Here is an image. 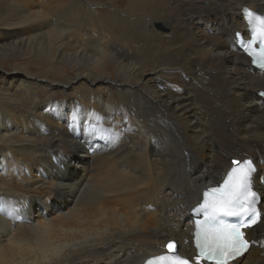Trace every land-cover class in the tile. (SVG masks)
<instances>
[{
    "label": "bare ground",
    "instance_id": "1",
    "mask_svg": "<svg viewBox=\"0 0 264 264\" xmlns=\"http://www.w3.org/2000/svg\"><path fill=\"white\" fill-rule=\"evenodd\" d=\"M244 5L264 13V0H0V197L17 217L0 213V264H139L170 240L192 257L189 209L234 159L254 163L264 196V72L233 37ZM89 151L64 175V153ZM247 233L264 239V219ZM239 264H264V246Z\"/></svg>",
    "mask_w": 264,
    "mask_h": 264
},
{
    "label": "snow or ice",
    "instance_id": "2",
    "mask_svg": "<svg viewBox=\"0 0 264 264\" xmlns=\"http://www.w3.org/2000/svg\"><path fill=\"white\" fill-rule=\"evenodd\" d=\"M245 19L251 27V39H241L237 33V42L252 57V63L264 71V15H255L244 9ZM259 43V50L253 47ZM259 96L264 97V92ZM90 131L95 133L94 129ZM257 168L250 159L233 160L223 183L219 187H210L203 193V203L193 211L202 213L203 220L195 221V255L185 257L179 254V241L170 240L165 254L151 257L146 264H239V260L250 248L264 239L249 237L247 230L264 219V210L258 207L264 196L255 189ZM264 181V177L259 178ZM13 218L16 210L7 207L0 197V213ZM235 218L226 221L224 218Z\"/></svg>",
    "mask_w": 264,
    "mask_h": 264
},
{
    "label": "rangeland",
    "instance_id": "3",
    "mask_svg": "<svg viewBox=\"0 0 264 264\" xmlns=\"http://www.w3.org/2000/svg\"><path fill=\"white\" fill-rule=\"evenodd\" d=\"M241 29H242V27H241ZM35 66H37V65L32 64L28 68L29 69H34ZM59 98H61V97H59ZM63 100H66V99H63ZM64 104H65V111H64L63 117L61 119V122H65V119H67L68 118V115H69L68 114L69 104L66 101L64 102ZM85 109H86V107H82L81 110L79 109V113L81 115V121L84 118ZM39 120L40 121H43V122H46V124L49 125L50 128L53 127V124H51L50 122H48L47 119L44 120L42 118H39ZM81 121L77 124L76 128L74 129V132L76 134H80L81 133ZM14 122H15L16 125H22V120H20L18 117L15 118ZM97 138H99V137H95V139H97ZM103 144L104 145L107 144V141H105ZM64 155H67L68 156V159H67L66 164H65V172H64V175H68V176L69 175H77V174L82 173L83 172V169H84V167H79V166L77 167V163L79 162V159L82 161V165H84L85 163H87L88 156H90V151H89V153L87 155L81 154L80 156H77L76 159L73 158L72 155H71V153H69V152L68 153H64ZM85 159H86V161H85ZM68 160H70V166L67 164L68 163ZM235 160H237V159H235ZM72 161H73L74 165H73ZM12 174L15 175V177H17V172L14 171ZM51 198H53V197L50 196L49 199H51Z\"/></svg>",
    "mask_w": 264,
    "mask_h": 264
},
{
    "label": "flooded vegetation",
    "instance_id": "4",
    "mask_svg": "<svg viewBox=\"0 0 264 264\" xmlns=\"http://www.w3.org/2000/svg\"><path fill=\"white\" fill-rule=\"evenodd\" d=\"M244 6H245V5H244ZM241 7H242V6H241ZM241 7H240V8H241ZM247 7H248V6H247ZM240 8H239V9H240ZM239 13H240V12H239ZM240 15H241V13H240ZM241 19H242V17H241ZM237 28H240V26H239V25H236V28H235V29H237Z\"/></svg>",
    "mask_w": 264,
    "mask_h": 264
}]
</instances>
